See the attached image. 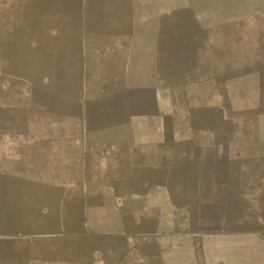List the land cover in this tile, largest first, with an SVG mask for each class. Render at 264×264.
<instances>
[{"label":"crops","instance_id":"obj_1","mask_svg":"<svg viewBox=\"0 0 264 264\" xmlns=\"http://www.w3.org/2000/svg\"><path fill=\"white\" fill-rule=\"evenodd\" d=\"M167 1L0 0V264H264V35Z\"/></svg>","mask_w":264,"mask_h":264},{"label":"rangeland","instance_id":"obj_2","mask_svg":"<svg viewBox=\"0 0 264 264\" xmlns=\"http://www.w3.org/2000/svg\"><path fill=\"white\" fill-rule=\"evenodd\" d=\"M164 1L165 5L162 4L158 12L161 20L170 19L172 14L169 2ZM177 1L192 6L190 19L193 37L207 35L210 42L217 35H264V0ZM201 24H206V29Z\"/></svg>","mask_w":264,"mask_h":264}]
</instances>
